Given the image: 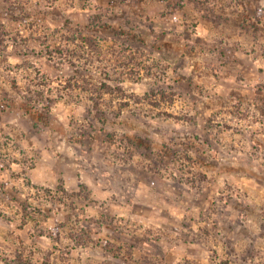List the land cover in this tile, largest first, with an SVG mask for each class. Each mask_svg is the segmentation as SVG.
I'll list each match as a JSON object with an SVG mask.
<instances>
[{"label":"rangeland","instance_id":"1","mask_svg":"<svg viewBox=\"0 0 264 264\" xmlns=\"http://www.w3.org/2000/svg\"><path fill=\"white\" fill-rule=\"evenodd\" d=\"M19 1L0 0V25L8 33L0 35V65L12 70L7 64L11 45L15 55L24 58L16 69L31 70L32 82L40 89L35 93L39 101H45V91L58 83L52 70L64 62L72 71L63 78L62 92L91 93V85L80 82V78L90 81L87 67L77 66V56L69 61L58 53L64 51V35L70 33L57 27L67 20L103 39L102 58L113 52V62L108 63L114 69L101 71L100 82L112 90L93 102L89 128L67 139L65 145L51 135H59L63 128L57 127L59 117L52 112L59 100L47 98L44 111L38 112L30 98L18 106L0 88V124L15 116L24 128L15 138L0 128V264H264V166L252 169L257 154L264 157V139L260 138L264 128L251 130L264 125V63L258 65L264 61V0H98L91 15L90 0H79L78 5L76 0H62L63 7H52L57 0H43L47 5L43 8L39 3L33 7V0ZM77 6L79 11H68ZM176 12L184 20L181 37L167 39L172 34L163 23L157 34V20L165 22ZM201 27L215 37L211 43L195 35ZM51 28L57 29L56 40L47 42L53 57L44 45ZM113 37L143 44L144 54L121 50ZM181 38L193 43L181 46ZM111 44L117 47L109 48ZM71 46L80 57L84 49ZM157 53L162 61L175 62L173 72L192 61V73L153 88L142 100L133 101L119 87L111 86L113 73L116 79L138 77ZM198 57H205V68ZM34 59L43 61L41 67L32 63ZM152 64L154 68L161 65ZM166 72L164 65L157 73ZM209 77L215 86L226 88L227 97L201 109L198 95L207 91ZM254 80L258 83L253 86ZM7 82L18 94L17 80ZM105 95L110 97L108 112ZM133 102L155 114L157 134L172 131L159 150L150 131L117 138L120 134L115 129L120 127L131 129L141 121L145 129L151 127L143 112H132L125 120L124 113ZM189 104L196 105L194 117L177 116L173 111ZM117 109H124L123 113L113 112ZM181 120L189 125L181 130L183 135L167 123ZM244 122H249L247 130L241 127ZM22 142L33 149L31 155ZM113 144L123 149V155L108 154ZM244 144L250 145L251 156L234 159ZM65 146L77 153L75 159L57 153L54 161L45 160ZM13 151L19 152V159ZM193 152L195 158L189 154ZM136 155L150 162L130 164ZM14 164L21 166L19 172L13 171ZM45 166L55 179V194L40 182L39 170ZM181 206L185 212L193 208L197 212L177 220L172 210ZM153 221L163 222V231L145 228Z\"/></svg>","mask_w":264,"mask_h":264},{"label":"clouds","instance_id":"2","mask_svg":"<svg viewBox=\"0 0 264 264\" xmlns=\"http://www.w3.org/2000/svg\"><path fill=\"white\" fill-rule=\"evenodd\" d=\"M39 3L40 6L47 7L43 3V0H33V7L36 6V4ZM77 5L79 4V0H76ZM98 6V0H90L89 2V15L93 14V11ZM52 7H63L62 0H57V3L53 5ZM68 11L70 12H77L79 11V7L71 8ZM83 15V13H82ZM51 19V17H50ZM162 23L166 25L167 31L171 33L172 35L168 36L167 39H172L173 36L181 37V34L184 32V20L182 17V14L180 12H176L175 14H172L168 17V19L165 22H160L157 20V27H156V33L159 34L162 30ZM55 24L50 25V27H55ZM143 27V26H142ZM26 35V33H25ZM196 36H200L205 39H209V42L211 43L212 40L215 37H211L209 33H207L203 27L196 30L195 33ZM180 45H186V44H192V41H185L182 38L180 39ZM231 43V41H229ZM66 47H68L66 45ZM71 47H75L74 45ZM8 53H11L8 57L7 64L11 66V71H6L4 65H0V88H3L7 90L11 97L14 98L16 105H22L26 103V98H30L32 100V103L34 105V108L38 112H43L45 108V104L47 102V98H51L52 100H59L56 107L52 109V112L54 115H57L59 117V123L57 127L59 128L60 125L63 126L62 131L59 135H57L55 132L51 133L52 136H55L56 139H58L61 143V145H65V142L67 139L72 138L74 136L80 135L81 131L84 129H88L91 121V117L89 116V112L92 111L94 115V103L89 98L91 93L90 92H81L77 90L74 93H64L61 90V86L63 84V78L70 74L72 69L70 68L69 64L67 62H64L62 64L57 65V69L52 70L53 78L58 80V83L54 86H51L50 91H45V101H39L38 98L35 96V93L39 91L35 84L32 82V73L31 70H25L23 67H21L19 70L16 69L17 65H22L24 63L23 57H17L14 52V48L10 45L8 48ZM88 59L91 60L90 63L86 64V61L77 60V66L78 67H84L86 66L89 73V80L93 85H98L99 82L102 79L101 71L104 68H108L111 70L112 65L108 63V60L111 59V57H107V59L100 63L98 62L94 56L88 57ZM198 62L201 65V68H205V57H198ZM208 59H211L208 57ZM153 62H159L161 66L167 65V72L165 75H159L157 73L156 68H152L153 75H145L143 72L140 73L138 77H128L127 75L123 76L121 79H116L117 74L113 73L114 80L109 82L112 87H119L121 88L124 93L130 95L133 97V101L136 98H140L141 100L145 97L147 93H149L153 88L159 87V86H167L174 83V81L181 75H190L193 71L192 68V61L188 62V67L184 68L180 72H173V68L175 67V62H167L162 61L160 59L159 53L154 55L151 60L148 61V64L151 65ZM32 63L37 67H41L43 64V61H37L33 60ZM264 63V61H259L258 65ZM43 71L48 72L49 69L44 68ZM9 78H15L19 85V93L17 94L16 91H13L10 83L7 81ZM208 88L207 91L203 96H199L198 94V100H199V107L202 109L203 106L207 103L219 100L220 97H227V91L225 87H217L215 86V81H211L210 77L208 78ZM229 83H234V81H229ZM258 83V81H253V86ZM29 89H31V96L29 94ZM70 95L73 97L72 100L69 99ZM62 97V98H61ZM109 100L110 97L105 95L104 97V108L105 112L110 111L109 106ZM232 103H236L235 100L232 101ZM177 116H187V117H194L196 116V105L195 104H189L187 107L181 106L177 109L173 110ZM253 112H255V108L252 109ZM132 112H143L144 118L147 120V123L151 126L148 129H145V124L143 121H141L137 126L128 129L124 127H120L115 129L120 135H118V139L123 136L127 135L129 137L135 136L137 133H139L141 130L150 131L152 133L153 140L156 142V150H159L160 145L163 143H166L168 138L173 134L170 130L167 135L161 136L157 134L155 131L157 127V120L154 118L153 113L150 112V110L146 109L144 105L137 106L134 102L132 103V108L128 109L124 113V118L127 120L130 113ZM211 115V113H209ZM71 120H74L75 123H70ZM167 123L171 126V128H174L176 132L181 133L183 135L181 130L187 129L189 127L188 124H186L183 120L179 122L174 121H167ZM241 127H244L246 130L249 127V122H244ZM0 128H4L5 132H8L10 135L15 138L16 135H19L24 131V128L21 126V123L19 122L18 117H13L9 121H7L6 124H0ZM264 128V125H255L251 130L255 131L256 129ZM109 131H113L111 127L108 129ZM143 138V137H142ZM264 139V137H260ZM83 144L86 146L87 140H83ZM11 147V146H10ZM22 147L26 149L29 155L33 152L32 148H28L27 144L22 142ZM35 148H40L39 144H36L34 146ZM242 151H237L236 156L234 159H240L243 160L244 157L251 156V147L248 144H244L242 146ZM262 152H264V149H261ZM119 152L121 155H123V149L118 144H113L111 148L108 149V154ZM57 153H63L66 158H72L75 159V156L77 153L73 151L72 148H69L67 146L62 148H56V151L53 153L52 157H45V160H52L54 161L55 156ZM13 156L20 158L19 152L13 151L11 153ZM195 158V153H189ZM99 156V150L97 153L93 154L92 163H97V158ZM259 158H254L252 160V169L253 171L258 170L261 166H264V157H260L259 153L257 154ZM107 163V161H104ZM150 161L149 160H141V157L139 155H136L133 157L132 160L129 161L130 164L136 165V166H146ZM0 167H3L2 164H0ZM21 166L20 165H13L12 169L13 171H20ZM75 171H79V169H75ZM41 177L40 182L45 187H52L53 193L55 194V179L53 175L49 172V168L47 166L41 168L39 170ZM107 173H105L106 175ZM81 179H83V175H81ZM35 182V181H34ZM72 185L76 183V181H70ZM168 183H171V180H168ZM22 186V185H21ZM223 187V183L220 185ZM184 187L188 188V185L185 184ZM191 191V189H189ZM162 203V202H161ZM99 207V205L97 206ZM166 207V206H165ZM67 211V210H65ZM197 212V209L193 208L191 210V213L185 212L183 210V206H181L179 209L174 208L172 210V215L177 218V220L182 219L185 215H193ZM90 215H95L94 211L90 212ZM163 222L160 221H153L146 223L144 226L145 228H148L150 226L154 227L156 230L163 231L161 224ZM52 235H55V230H53ZM46 245H50L51 241L45 240Z\"/></svg>","mask_w":264,"mask_h":264},{"label":"trees","instance_id":"3","mask_svg":"<svg viewBox=\"0 0 264 264\" xmlns=\"http://www.w3.org/2000/svg\"><path fill=\"white\" fill-rule=\"evenodd\" d=\"M244 17L245 18H249L248 15H244ZM1 26L2 25H0V35H5L6 36L8 33L7 32H2ZM37 27H39V26H37ZM58 28H59V30H62L64 32H69L70 33L69 35H64V36H66V37H64V42H65L64 51L62 50V51L58 52L61 58H67L68 59V58H72V57L77 56V58H79V59L81 57V59L86 61V63L87 62L90 63L91 60L88 59V57L94 56L95 59L98 62H100V63H103L105 61V60H103L102 53H101L102 52L101 45H102V40L103 39L100 40V39L96 38V36H93L90 33V31H85L84 29L79 28L78 26L72 25L70 23V21H68V20L65 23H63V24H59L57 29ZM57 29H55V28L49 29L50 31L48 32L47 36L45 37L46 41H44V43H45L44 45H45L46 49L49 47L47 42H51V41H55L56 40L54 38V35H55ZM47 31H48V29L46 30V32ZM11 39L14 40V37H11ZM112 40L123 51L129 50V52H131V53L138 52V54H144L143 51H142V48H143L142 45L143 44H140V45L139 44H132V43L128 42L126 39H123V37H120V38L113 37ZM115 44H111V45H108V46H109V48H115V47H117ZM66 45L68 47H66ZM70 45L77 46L78 48H81L82 50L84 49L83 52L81 53L80 57H79V55H76L75 51H72V49L70 48ZM48 52H49V53H47L48 56H50V57L52 56L53 57V52L54 51L52 49H50V50H48ZM113 54H114L113 52H110V57ZM108 62H113L112 58L110 60H108ZM137 62L138 61H136V63ZM153 65L154 64L145 65V67H144L145 69L144 68L143 69H144V73L146 75H153V73H152V68H154ZM161 67H162L161 65H159V66L157 65L156 66L157 72H158V68H161ZM113 69L114 68L112 67L111 70H113ZM160 71H161V69H160ZM80 80H81L80 82L86 84V86L87 85H91V88H92L91 89V94L95 93L94 96L91 95V97H93L92 98L93 102L98 101V98H100L99 96L102 94V92H111V90H112V88L109 87V85L107 83H105L104 81L99 82V86H102L101 87L102 89H99L98 85H93L90 81H88V79L80 78ZM117 90L122 91L121 88H119ZM120 104L121 103L118 104V108H120L119 107ZM124 105L128 106V104H124ZM123 110L124 109H117L116 111H113V112L121 114V113H123Z\"/></svg>","mask_w":264,"mask_h":264}]
</instances>
